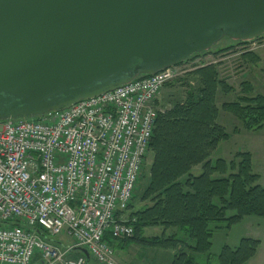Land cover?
<instances>
[{
    "label": "built area",
    "instance_id": "2783aa9c",
    "mask_svg": "<svg viewBox=\"0 0 264 264\" xmlns=\"http://www.w3.org/2000/svg\"><path fill=\"white\" fill-rule=\"evenodd\" d=\"M177 67L41 118L0 122V264H118L164 87ZM49 237L66 235L72 244Z\"/></svg>",
    "mask_w": 264,
    "mask_h": 264
},
{
    "label": "water",
    "instance_id": "95a60500",
    "mask_svg": "<svg viewBox=\"0 0 264 264\" xmlns=\"http://www.w3.org/2000/svg\"><path fill=\"white\" fill-rule=\"evenodd\" d=\"M262 35L264 0H0V122L63 111L225 38Z\"/></svg>",
    "mask_w": 264,
    "mask_h": 264
},
{
    "label": "trees",
    "instance_id": "16d2710c",
    "mask_svg": "<svg viewBox=\"0 0 264 264\" xmlns=\"http://www.w3.org/2000/svg\"><path fill=\"white\" fill-rule=\"evenodd\" d=\"M243 57L253 63L260 60L250 53ZM189 75L196 86L188 89L184 100L168 110L158 109L149 145L153 162L141 193L142 204H133L137 186L129 206V215L135 219L133 236L120 241L106 236L114 249L136 245L174 251L172 264H195V256L200 254L210 260L213 236L223 224L230 229L246 216L264 218V187L258 183L259 175L253 172L251 153L239 152V162L212 158L221 142L230 138L225 126L219 123L217 97L220 91L229 94L233 88L221 79L217 64H204ZM144 77L147 76L140 78ZM242 86V96L235 102L224 103L222 109L234 115L246 131L262 130L264 95L256 94L247 83ZM152 228L162 229L161 234L145 235ZM35 230L57 243L43 227L37 226ZM260 245L259 240L246 237L235 248L225 245L218 263L248 264ZM82 250L76 248L74 252L84 256Z\"/></svg>",
    "mask_w": 264,
    "mask_h": 264
},
{
    "label": "rangeland",
    "instance_id": "374dc122",
    "mask_svg": "<svg viewBox=\"0 0 264 264\" xmlns=\"http://www.w3.org/2000/svg\"><path fill=\"white\" fill-rule=\"evenodd\" d=\"M227 48L230 49L222 52ZM247 53L258 55L260 60L257 63L249 61L243 57ZM188 60L177 66L180 71H187V73L166 85L161 91L156 102L158 109L161 111L168 110L176 102L184 100L188 89L196 86V82L189 73L204 64H217L221 79L227 82L233 88V91L229 94L220 91L217 97V105L220 108L219 123L225 126L230 138L221 142L212 158L213 160L223 158L227 161L235 159L239 162L240 160L236 158L239 152L251 153L253 172L259 175L258 183L264 187V128L259 131L248 132L243 129L241 122L234 115L222 109L224 103L235 102L242 96V85L244 83L251 85L256 94L264 95V35L257 37L253 41L243 43L225 38L207 51L206 54L201 53L196 55L195 59ZM236 130H238L237 133L235 132ZM152 162L153 154L150 153L146 159L144 173L138 184L133 203L135 207L142 204L141 193L150 176L149 168ZM145 235L150 234L145 232ZM245 237L261 242L257 255L248 264H264V218L258 216H246L230 229L223 224L213 236L211 259L207 260L206 255L200 254L199 264H219L218 256L222 248L225 245L235 248L240 240ZM58 240L63 244H72V240L66 235L60 236ZM139 250L137 246L131 245L127 249L116 248L115 254L116 256L123 255L124 263L131 264V262L136 261L132 257H135ZM119 264L123 263L119 262Z\"/></svg>",
    "mask_w": 264,
    "mask_h": 264
},
{
    "label": "crops",
    "instance_id": "0c3cea01",
    "mask_svg": "<svg viewBox=\"0 0 264 264\" xmlns=\"http://www.w3.org/2000/svg\"><path fill=\"white\" fill-rule=\"evenodd\" d=\"M145 232H148L150 234L147 236L160 235L162 232V229L152 228V229H147ZM137 248H139L140 250L138 251L137 255H135V257H132L133 260H136L135 261L136 263L131 262V264H172L174 254H175L174 251L163 250V249H146V248H141L140 246H137ZM199 256L200 255L195 256V264H199L198 262L200 259ZM115 258L118 263L121 262L123 264H126L124 263L122 259L123 255L116 256L115 254ZM88 264H97V263L94 259L89 258Z\"/></svg>",
    "mask_w": 264,
    "mask_h": 264
}]
</instances>
